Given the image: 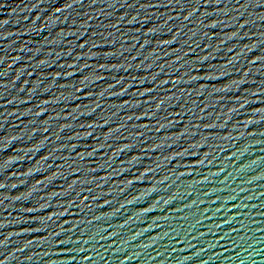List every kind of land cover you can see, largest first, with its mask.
Segmentation results:
<instances>
[{
	"label": "water",
	"instance_id": "water-1",
	"mask_svg": "<svg viewBox=\"0 0 264 264\" xmlns=\"http://www.w3.org/2000/svg\"><path fill=\"white\" fill-rule=\"evenodd\" d=\"M0 264H264V0H0Z\"/></svg>",
	"mask_w": 264,
	"mask_h": 264
}]
</instances>
